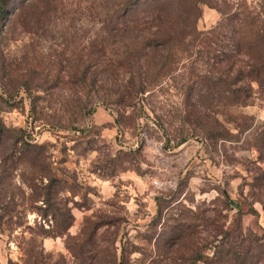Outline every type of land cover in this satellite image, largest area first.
I'll use <instances>...</instances> for the list:
<instances>
[{
  "label": "rangeland",
  "instance_id": "obj_1",
  "mask_svg": "<svg viewBox=\"0 0 264 264\" xmlns=\"http://www.w3.org/2000/svg\"><path fill=\"white\" fill-rule=\"evenodd\" d=\"M21 1L10 0L0 16V94L6 99L0 116L42 145L46 171L57 180L50 199L74 219L64 235L43 238L38 225L53 223L33 206L44 207L46 179L34 194L24 184L14 187L22 206L11 227L2 226L0 263L22 261L41 247L42 264H92V244L74 255L67 248L73 249L70 236L84 220L104 223L94 238L100 264H116L121 253L123 264H209L188 260L189 252L210 256L220 224L264 234V179L257 177L264 148L253 136L263 123L264 101L254 98L238 109L214 96L201 99L197 90L205 86L190 73L203 71L197 55L171 75H157L146 92L128 93L130 71L113 48L93 53L90 47L101 22L97 0H32L35 5L20 11ZM251 1L259 8L260 0ZM215 14L203 6L198 28L214 25ZM156 59L151 52L145 61ZM139 63L143 76L146 64ZM146 70L150 81L154 71ZM81 72L84 82L76 80ZM238 113L252 131L234 128ZM212 119L231 136L212 142L202 134L198 124ZM13 175L16 186L20 176H31L30 168L24 163ZM179 222L182 234L191 231L185 240L171 237Z\"/></svg>",
  "mask_w": 264,
  "mask_h": 264
},
{
  "label": "trees",
  "instance_id": "obj_2",
  "mask_svg": "<svg viewBox=\"0 0 264 264\" xmlns=\"http://www.w3.org/2000/svg\"><path fill=\"white\" fill-rule=\"evenodd\" d=\"M9 1L0 0V16L5 12ZM33 1H21L18 10H24L25 5H35ZM251 2V0H220V3L218 0H97L98 10H94L101 16V22L89 42L90 47L93 53L101 52L107 47L113 48L130 71L126 92L136 94L151 89L156 84L157 75H171L176 72L182 61H187L191 55H197L202 61L200 69L203 71L190 73L199 77V83L205 86L204 90L201 88L197 90L201 99L207 101L214 96L219 101L222 100L229 106L239 109L251 105L254 98L264 101V1L260 0L259 8ZM203 6L214 9L219 15L217 22L204 30L197 26ZM151 52L158 53V59L152 62L145 61ZM140 60L146 64L143 76H140V70L138 72ZM146 69L154 71L151 72L150 81H147L146 74L149 70ZM75 76L77 81H85L86 76L83 72ZM253 85L257 97H253ZM5 100L0 94V103ZM245 117L247 118L238 113L231 119L238 132L243 129L251 131L254 129V126L245 121ZM198 125L202 134H206L212 142L231 136V131L217 119H212L209 124ZM253 136L258 141L257 146L264 148V119L261 126L253 130ZM41 149L42 145L26 139L24 129L8 127L0 116V234L2 226L7 225V228H10L12 217L18 218L17 215L20 213L17 207L20 208L22 205L14 199V187L18 186L19 189L21 184H24L34 194L40 189L43 178L47 183L43 185L44 197L41 200L44 207L37 205L33 207L41 211L37 213L41 219L50 216L53 224L47 228L39 224L38 232L43 238L62 236L72 225L74 219L72 215L68 211L63 213L50 199L51 186L56 184L57 180L47 173ZM24 163L30 168L31 176L26 178L20 176L15 186L13 173ZM257 177L264 179V169ZM225 203L234 204L231 200H226ZM84 221L85 224L80 231L70 236L73 237V249L69 245L67 248L74 255L76 252L80 254L86 244H92L95 249L94 257H91L92 264H100L101 250L95 246L94 238L104 223ZM203 221L208 222V218L204 217ZM184 225L179 222L170 227L171 237L185 240L191 231L182 234L181 228ZM189 226L190 223L185 228ZM224 226V224L218 226L216 241H211L214 243L210 256L205 254V251L199 254V251L193 248L189 252L188 260H203L209 264H264V234L243 233L240 223L233 229ZM38 248L35 253L29 249L27 259L19 262L7 259V264H42V248ZM122 251L124 252V247ZM115 260L116 264H123V254L121 253L119 258L115 257L114 262Z\"/></svg>",
  "mask_w": 264,
  "mask_h": 264
},
{
  "label": "crops",
  "instance_id": "obj_3",
  "mask_svg": "<svg viewBox=\"0 0 264 264\" xmlns=\"http://www.w3.org/2000/svg\"><path fill=\"white\" fill-rule=\"evenodd\" d=\"M214 11H215V10H214ZM215 13H216L215 15L217 16L218 14H217V12H216V11H215ZM216 18H217V17H216Z\"/></svg>",
  "mask_w": 264,
  "mask_h": 264
}]
</instances>
